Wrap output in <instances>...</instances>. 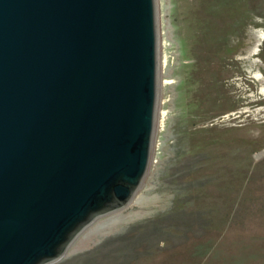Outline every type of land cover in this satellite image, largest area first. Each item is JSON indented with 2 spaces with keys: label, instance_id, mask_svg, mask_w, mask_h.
<instances>
[{
  "label": "water",
  "instance_id": "obj_1",
  "mask_svg": "<svg viewBox=\"0 0 264 264\" xmlns=\"http://www.w3.org/2000/svg\"><path fill=\"white\" fill-rule=\"evenodd\" d=\"M156 0H0V264H49L147 171Z\"/></svg>",
  "mask_w": 264,
  "mask_h": 264
},
{
  "label": "rangeland",
  "instance_id": "obj_2",
  "mask_svg": "<svg viewBox=\"0 0 264 264\" xmlns=\"http://www.w3.org/2000/svg\"><path fill=\"white\" fill-rule=\"evenodd\" d=\"M150 161L49 264H264V0H156Z\"/></svg>",
  "mask_w": 264,
  "mask_h": 264
}]
</instances>
